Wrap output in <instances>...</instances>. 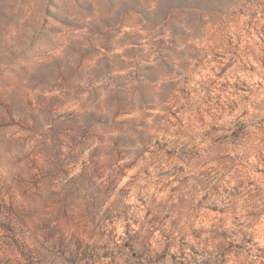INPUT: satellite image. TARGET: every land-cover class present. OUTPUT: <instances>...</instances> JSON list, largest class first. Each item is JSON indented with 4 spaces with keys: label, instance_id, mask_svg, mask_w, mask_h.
Returning a JSON list of instances; mask_svg holds the SVG:
<instances>
[{
    "label": "rangeland",
    "instance_id": "rangeland-1",
    "mask_svg": "<svg viewBox=\"0 0 264 264\" xmlns=\"http://www.w3.org/2000/svg\"><path fill=\"white\" fill-rule=\"evenodd\" d=\"M94 110L42 196L45 131ZM0 114V264H264V0H0ZM52 204L94 252L20 255Z\"/></svg>",
    "mask_w": 264,
    "mask_h": 264
},
{
    "label": "trees",
    "instance_id": "trees-1",
    "mask_svg": "<svg viewBox=\"0 0 264 264\" xmlns=\"http://www.w3.org/2000/svg\"><path fill=\"white\" fill-rule=\"evenodd\" d=\"M94 109L99 110L100 108L99 106H95ZM96 113L94 110L86 114L90 117L85 119L86 125L83 127H76L74 124H67L66 122H58L52 129L50 128L45 131L46 133L44 132L49 152L45 156V165H42L36 171V174L41 178L40 184L44 186V190L40 192L42 196L45 193H49L50 197L59 196L62 201L70 198L69 195L71 193L66 190L68 182H64V175H66L68 169V162L72 161L79 149L91 148V146H88V143L90 139L95 137V133L93 132L94 126L103 123V121L95 119L96 116H99V113ZM0 120H2L1 114ZM70 122H78L77 116H74ZM67 138H71L72 141L67 143L64 140ZM49 139H51L50 143L48 142ZM92 150L93 157L101 154L98 148H93ZM60 179L62 180L60 181V185H56V181ZM52 188H57V192H52ZM89 217H91V214ZM89 217L87 218L83 212H77L74 208L67 206L58 207L54 204L34 210L21 209L20 255L23 258L48 256L77 257L94 252L95 245L83 239L77 232L69 233L62 224L63 221L67 223L78 222L80 224L89 222L94 227H97V218L93 220V218L90 219ZM26 219L33 220L35 225L34 233L29 238L27 237V232L21 234V226H26ZM111 221H115L114 218ZM99 222L107 224L102 219ZM112 223L114 222H110L108 225ZM101 225L102 228L105 226L104 224Z\"/></svg>",
    "mask_w": 264,
    "mask_h": 264
}]
</instances>
